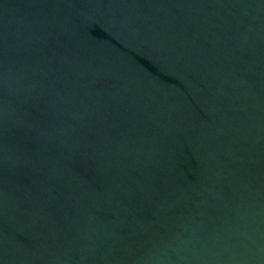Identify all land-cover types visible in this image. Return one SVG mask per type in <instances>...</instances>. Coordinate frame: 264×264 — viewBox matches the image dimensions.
<instances>
[{
    "label": "water",
    "instance_id": "obj_1",
    "mask_svg": "<svg viewBox=\"0 0 264 264\" xmlns=\"http://www.w3.org/2000/svg\"><path fill=\"white\" fill-rule=\"evenodd\" d=\"M0 264H264V0H0Z\"/></svg>",
    "mask_w": 264,
    "mask_h": 264
}]
</instances>
